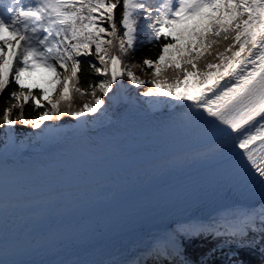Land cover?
Segmentation results:
<instances>
[{
  "label": "snow or ice",
  "instance_id": "1",
  "mask_svg": "<svg viewBox=\"0 0 264 264\" xmlns=\"http://www.w3.org/2000/svg\"><path fill=\"white\" fill-rule=\"evenodd\" d=\"M118 5H122L119 23L124 31L121 36L117 35V21L113 12ZM85 7L88 10L87 16L82 14ZM100 8L107 9L105 16L111 23L110 30L97 27L93 22L96 18L92 13ZM204 8H213L217 12L223 8L226 13V20L205 24L202 32L193 31L194 36L203 39V34L211 29L216 36H220L221 32H224L222 39L229 40V34L234 33L231 42L225 48L226 52L232 53V60L244 52L245 44H251V49L248 50L243 59L232 65L231 71L227 68L224 69V75L232 77L236 81L235 85H232L231 80L225 85L210 82L205 89L196 95L185 94L177 98L191 101L196 108H202L208 116L215 117L221 124L227 125L232 132L238 133L236 136L230 137L232 145L234 148L238 147L244 150L243 154L236 153V155L241 156V159L246 156L251 165L248 168L251 180L259 187L262 199H264V0H227V2H222V0H155V3L152 0H107V2L106 0H94V2L93 0H85L79 5L75 3V0H31L27 3L25 0H0V94H4L7 89L10 98L22 101L19 105L21 108V115L18 117L19 122L30 125L33 129H40L41 133L52 130L51 125H44L41 128L44 121L60 118V101L69 99L67 93L70 87L81 96L90 95L95 103L85 102L80 110H70L67 114L81 117L86 111L96 113L105 103L97 95V90L101 91L104 96H108L110 91L115 92L114 84H116V89L124 87L122 83H117L118 76L127 75L133 85L139 86L146 83V81L139 79L130 68L121 70L120 66L123 61L121 56L114 54L113 49H117L119 53L127 56L129 49L134 50V42L143 45L146 42L151 43L161 36L167 39L172 33L171 30L165 31V29H170L171 25L183 23L180 19L182 15L189 18H199L194 25L195 29L200 26L201 21L213 20L212 16L201 14V10ZM53 13L55 19H52ZM134 14L136 17L142 18L139 29L135 26L136 20L132 18ZM85 19L88 21L87 24L83 23ZM45 20L48 21L47 25H45ZM77 21L81 22L79 28ZM37 22H39V27ZM56 25L61 27L57 29ZM65 25L66 28L63 27ZM41 30L48 34L41 37L38 35ZM53 31L56 32L57 36L61 32H70V39L67 34L64 37L68 43L63 51H60L59 44L50 41L49 37L52 36ZM106 31L113 39H100V33ZM5 33H9L12 37H18L15 45L10 44ZM144 35H147V41L139 38ZM71 41H75V43ZM178 43L179 41L175 43L169 41L161 44L162 51L155 60L143 58L144 65L154 68L152 73L154 77L161 75V62H164L166 68H172L174 71L182 70L185 80L190 74H197L190 71L187 65L191 66V70L197 69L195 61L199 60L202 53L197 50L196 55L193 56L191 47H189L187 55H184L185 50L178 48ZM214 43H216L215 40L208 39L209 47ZM92 44H95L94 53L90 51ZM102 45H108V48L105 49ZM237 45H239L238 49ZM200 47L204 48L205 45L201 44ZM171 48H176L179 59H165V55ZM82 55H95L103 67L91 61L82 62L77 59ZM223 55L221 53L218 59L222 58ZM30 56L54 71L53 61H55L65 71L63 74V91L60 93L59 101L52 102L49 100L50 111L45 110L35 119L26 120L23 119L22 115L23 103L29 102V96H32V93L29 90L28 94L25 95L22 73L26 70L31 71L28 68ZM181 61L186 65L183 69H181ZM257 61H259L258 68L256 67ZM82 63H86L88 69L100 76H110V78L99 83L88 81L92 91H83L77 86L79 83L78 73L82 71ZM249 63L253 65L254 70L245 74L244 68ZM213 67H221V65L207 64V68ZM10 76L12 77L11 80L9 79ZM13 80L16 85L20 86L21 91L17 92L9 88ZM152 83L154 87L142 91L140 93L142 96L173 95L171 91L161 90L160 85L155 81ZM178 84L179 81H177V86ZM216 89H219V92H216ZM208 93H215V98L209 97ZM32 99L36 101L37 105L41 103L40 99L35 96H32ZM16 107V104H11L3 113V123L9 125V133L11 126L17 122L10 119V114ZM69 108H71L70 104ZM257 117L260 119L257 120ZM245 125L248 127L245 128ZM221 131L225 132V135H230L224 129ZM258 140L260 141L259 152L261 153L259 157L256 155V149L250 148V145H255ZM221 227H223L222 234L228 238L229 242L236 241L241 247L251 246L255 241L246 243L249 233H264V204H261L259 210L235 215L234 219L221 225ZM219 233L220 228L213 225L190 226L183 231V235L188 238L204 234L215 236ZM172 250L178 252V245L175 241H173ZM154 251L157 257L168 258L172 254L167 247H158ZM261 252L264 253V247L261 248Z\"/></svg>",
  "mask_w": 264,
  "mask_h": 264
},
{
  "label": "bare ground",
  "instance_id": "2",
  "mask_svg": "<svg viewBox=\"0 0 264 264\" xmlns=\"http://www.w3.org/2000/svg\"><path fill=\"white\" fill-rule=\"evenodd\" d=\"M249 49L251 44H245L244 52L229 65V71L233 64L247 55ZM258 66L259 61L256 64L257 68ZM253 70L251 63L244 68L245 74ZM230 80L235 85L236 81L224 75V72L208 75L203 79L189 78L174 100L166 102L161 97L137 99L135 87L124 83L122 76H118L117 83H122L124 87L116 89L114 84L115 92L108 97L109 113L104 119L86 124V116L83 115L74 117L67 124L47 123L45 125L52 126L50 132L41 133L40 129H36L29 140L17 141L8 130L6 139L0 143V190L9 187V184L19 187L0 194V251L11 249L12 245L23 239L62 227L76 226L87 219L104 215L185 173L215 165L217 160L227 161L229 156L241 150L232 145L230 137L238 133L231 129L226 131L230 135L223 133L200 147L137 162L139 164L131 163L111 171L110 174L64 184L51 183L47 187L35 184H48L39 178L44 171L68 162H77L78 158L104 151L128 152L139 147L145 149L149 144L164 142L170 138H185L184 136H188L184 134L185 131L196 126L207 128L210 124H215L218 127L215 117L208 116L191 101L177 97L185 94L196 95L210 82L225 85ZM208 96L214 99L215 93H208ZM261 204H264V199L259 198L252 203L214 210L186 223L184 221L179 226H200L202 222H214L213 220L225 224L239 213L258 210ZM218 218L220 219L217 220ZM175 225L147 231L140 239L131 241L116 252L79 264H118L120 261L129 263L130 261H126L129 257L136 259L131 264H137V261L142 264L144 255L155 253L154 250L158 247L173 248V241L179 246L180 240L170 235V230ZM39 238L40 236L36 237ZM139 244H143V252L137 246ZM17 248L21 249L14 251L23 249L22 246ZM150 250L153 252H147ZM168 250L172 254L177 252Z\"/></svg>",
  "mask_w": 264,
  "mask_h": 264
},
{
  "label": "trees",
  "instance_id": "3",
  "mask_svg": "<svg viewBox=\"0 0 264 264\" xmlns=\"http://www.w3.org/2000/svg\"><path fill=\"white\" fill-rule=\"evenodd\" d=\"M85 2V0H75V3L79 5L80 3ZM94 2V0H93ZM107 2V0H106ZM122 10V5H118L116 9L113 10L115 14V18L117 21V35L121 36V33L124 31L121 24L119 23L120 19V13ZM224 11V10H223ZM107 12L106 8H100L98 11L92 13V15L96 18L93 22L96 24L97 27H104L105 29L110 30L111 23L107 20L105 13ZM82 14L84 16L88 15V10L85 7L82 11ZM52 19H55V14H52ZM133 19L136 20V27L139 29V25L141 23L142 18L133 16ZM221 20H226V13L223 12L222 16L220 17ZM219 21V22H220ZM84 24H87L88 21L85 19L83 21ZM215 23H218L217 21ZM48 24V21L45 20V25ZM205 25V21H201L200 26L196 27L194 30L197 32H202V29ZM57 29H59L61 26L56 25ZM63 27H67L66 25ZM77 27H81V22L77 21ZM171 30L172 35H170L167 39H165L163 36H161L159 39L153 40L151 43H145L143 45L137 44L134 42V50H130V59L131 64L133 66L134 72L136 73L137 77L146 81V84L148 86H151L149 81H151V78L161 80L159 81L160 85H165L167 87H170L173 85V87H181L184 84V75L182 71L179 69L177 70H169L165 67L164 62H161V75L158 77H154L152 75L154 68H150L147 65L143 64V58H149L152 60H155L159 53L162 51L160 45L164 43H168L169 41L175 43L176 41H179L177 44L178 48L183 47L184 45L188 44L185 43L187 40H193L198 41L196 44H189L185 50L187 52V49L189 47H195L197 46V49L202 53L204 56L201 60L197 63V69L196 73L199 75L202 73L203 75H206L210 72H213L216 67H213L211 69L206 68V65L210 62V60L214 57L217 59L214 62H218V57L221 53H224V55H227V60L232 57V53L226 52L225 48L226 46L231 42L232 37L234 36V33H230V39L229 40H223L222 37L225 34L224 32H221L220 36H216L215 32L211 29L208 30L207 33L203 34V39H199L196 36H194L192 33H187V30L179 28L178 25L174 24L170 26V29L166 28L165 31ZM46 34H48L46 32ZM69 36L70 39V32L65 33L61 32L59 36L56 35V32L53 31L52 36L49 37L50 41H52L55 44H59L60 51H63V49L67 46V41L64 40L65 35ZM122 38V37H121ZM141 39H144L147 41L148 37L147 35H144L143 37H139ZM211 38L216 41V43L212 44L210 47L208 46V39ZM100 39L101 40H111L113 37H111L108 32L100 33ZM72 43H75V41H71ZM118 44V41H116ZM205 45L204 48H201L200 45ZM103 48L107 49L108 45H102ZM127 47V46H126ZM237 49L239 48V45L236 46ZM171 50V49H169ZM90 51L93 53L95 52V44H92L90 46ZM114 54H117L121 56V59L123 62L127 61V56H125L122 53H119L117 49L112 50ZM169 52V51H168ZM210 52V53H209ZM102 54V53H101ZM168 53L165 55L166 60H172L171 58H168ZM195 56V55H193ZM82 62L85 61H91L94 62L96 65H98L99 60L95 55L90 56H80L77 57ZM98 62V63H97ZM70 63V61H69ZM216 64H219L221 66L227 64V62H222L220 64V61ZM23 67V65H20ZM186 65L183 66V68ZM190 66V65H187ZM103 67V65H102ZM82 71L78 73L79 77V83L77 84L78 87H80L83 91L91 92L92 89L89 87L88 81H93L96 83H99L101 81V77L98 73L90 70L87 68L86 63H82L81 65ZM182 68V69H183ZM27 71V70H26ZM25 71V72H26ZM193 71V70H190ZM201 75V76H203ZM9 79L11 80L12 77L10 76ZM177 81H179V84L177 86ZM9 88H11L14 91H21V88L19 85H16L13 82L9 85ZM29 90L32 93V96L37 97L40 99L41 103L37 105L36 101L32 99V96H29V102L23 103V119L26 120H32L35 119L41 112L45 111L46 108L43 107L45 97L47 96V92L40 89V88H29L24 87L23 91L25 95L28 94ZM99 90H97V95H99ZM93 98L90 95L87 96H81L79 93H76L71 87H70V95L69 99H65L63 101H60V120L61 122H71L72 116L68 115L67 113L71 111H77L80 110L85 102H92ZM20 103L22 101H17L15 99L10 98V96L7 93V89L5 90L4 94H0V125H3V127H0V132L4 129L5 125L3 123V113L4 110L9 107L11 104H16L17 107L12 110V113L10 114V119L17 121L14 125L16 126L17 130H20L21 132H31L35 129H33L30 125L22 124L19 122L18 117L21 115V108ZM69 104L71 105V108H69ZM183 240V252L182 257L184 262L187 260L192 261L193 264H264V253L261 252V248L264 247V233H249L248 237L246 238V243L248 241H255L251 246H238V243L236 241H228V238L224 237H211L209 235L208 237H192L188 238L186 236L182 237ZM233 253L236 254L235 257L232 259H229V255ZM189 261V262H190ZM228 262V263H226ZM167 264H171L168 261H166ZM191 264V263H190Z\"/></svg>",
  "mask_w": 264,
  "mask_h": 264
},
{
  "label": "rangeland",
  "instance_id": "4",
  "mask_svg": "<svg viewBox=\"0 0 264 264\" xmlns=\"http://www.w3.org/2000/svg\"><path fill=\"white\" fill-rule=\"evenodd\" d=\"M152 2L155 3L154 0H152ZM222 2H227V0H222ZM223 10L224 9L221 8V10L219 12H217L213 8H204V9H202L201 10V14H203L205 16H212L213 17V20H211V21L204 20L205 21V24L215 23L216 21L219 22L220 21V17L222 16V14L224 12ZM249 11H251V9H249ZM245 15H247V13H245ZM180 19L183 21V23L176 24V25H178L179 28L181 27V29H183V30H187V33H191L194 30V25L196 24V20L199 19V18L198 17H196V18H189L187 16H183L182 15L180 17ZM37 26L39 27V22H37ZM38 35H40L42 37V36L46 35V32H44L43 30H41V32ZM5 36L9 40L10 44H12V45H15L16 44V42L18 40V37H12L9 33H5ZM198 41L199 40H197V39H196V41H193L192 39L191 40H187L185 43H188V44H186L183 47H181V49H186L189 44L190 45L191 44H196L197 45ZM126 46L127 45H125V47ZM5 47L7 48V46H5ZM130 50L131 49L128 50L127 61L123 62L120 67H121V70H127V69L130 68L131 71L136 75V73L134 72L133 66L131 64V59H130V53L131 52H130ZM197 50H198L197 49V46L192 47V49H191L192 54L193 55H196ZM17 51H19V50L17 49ZM183 54L184 55H187V52H185ZM167 56H168V58H171L172 60L173 59H179V56L177 55L176 48H171V50H169ZM203 57L204 56L201 55L200 58H199V60H196V62L198 63L199 61L203 60L202 59ZM226 57H227V55H223V57L220 58L219 61H220V64H222V62H227V64H225V65H223L221 67H216L213 72H210V73H208L206 75H203V76L199 75L198 73L196 75L190 74L188 76L187 80L189 78H193V79H203L204 77H206L208 75H217V74H219L221 72H224V69L225 68L228 69L229 65H231L232 62L234 61L231 58L230 59H227V60H222L224 58L226 59ZM9 58L11 59V56H9ZM216 59H217L216 57L212 58L209 63H213V64L218 63L219 61L218 62H214ZM29 60H30V63L28 65V68L31 69V71H28L27 70L26 72H23L22 73V80L24 82V85H25V87H29V88H40V89L46 91L47 92V96L45 97L43 107H45L46 110H49L50 111L51 105L48 103V101L49 100H51L52 102L59 101V99H60V93L63 91V87H62L63 81H64V75L63 74H64V71L65 70L63 68H60L59 64L56 63L55 61H53L54 68H55V71H54L52 68L45 67L38 60H35L31 56L29 57ZM98 66L102 67V65H100V63H98ZM183 66H184V63H183V61H181V69L183 68ZM187 67L191 70V66H187ZM110 68H111V66H110ZM206 68H207V65H206ZM168 69L169 70H173L172 68H168ZM180 71H182V70H180ZM193 71H196V69L193 70ZM182 73H183V71H182ZM100 77H101V81L100 82H102V81L110 78V76L109 77H102V76H100ZM122 80H123L124 83H128L131 86H134L135 87V89H136V96L135 97L137 99L140 100V99H143V98L148 99V98L161 97L166 102L173 101L174 98H175V95L177 94V92L179 90H182L183 87H185V85L187 83V80H185L184 81V84L181 87L178 88V87H173V85H171V87H167L165 85L164 86L163 85H160L159 81H161V80L154 79V78H151V81H149V83H150L151 86H148V84H146V83L141 84L139 86L133 85L130 82V80L128 79L127 75H123L122 76ZM153 81H155L156 83H158L160 85L161 90H163L165 92L171 91L173 93V95L172 96H168V95H164V96L156 95V96H151V97L142 96L140 94L142 91H145V90H148L149 88H153L154 87V84L152 83ZM113 89L115 90V86L114 85H113ZM113 93L114 92H111L110 91L109 94H108V96H104L101 91L99 92V95H98L99 98L102 99L105 103L101 105L100 109H98V111L96 113H91V112H87V111L84 113V115L86 116V121H87L86 124H90V123H93L97 119H104V118L107 117V115L109 113V106H110V103L108 101V97H110V95H112ZM69 95H70V88H69V92L67 93V96L68 97H69ZM91 103L94 104L95 101L93 100ZM59 120L58 119L46 120V121H44V124L41 125V127L44 126L47 123H51L53 125L54 124L57 125V124H67V123H71L74 120V116H72L71 122H61ZM8 130H9V125L6 124L5 127H4V129L2 130V132H0V143L3 142L6 139V133H8ZM33 131H31V132H24V131H22L21 132L20 130H17L16 129V126L15 125H12L11 126V132L10 133H12L14 135V137L16 138L17 141H20V140H23V139H26V140L31 139L32 134H33ZM137 164H139V163H137ZM110 173H112V172H110ZM110 173H106V174H110ZM1 197H2V195H0V199H1ZM183 231H184L183 226L182 227L181 226H176V227H174V228H172L170 230V235L172 234L174 236V238L178 239L179 236L181 234H183ZM137 239H140V238H137ZM141 245H143V244H141ZM141 245L139 244L137 246L139 247V249H141V251L142 250L144 251V249H143L144 247H142ZM178 247L180 249L182 247V244L180 243ZM114 252H116V251H114ZM133 260H135V259H133V257L132 258L129 257L126 261H128V262L130 261L131 262ZM118 264H125V262L124 261L123 262L120 261Z\"/></svg>",
  "mask_w": 264,
  "mask_h": 264
},
{
  "label": "water",
  "instance_id": "5",
  "mask_svg": "<svg viewBox=\"0 0 264 264\" xmlns=\"http://www.w3.org/2000/svg\"><path fill=\"white\" fill-rule=\"evenodd\" d=\"M62 228L64 229V228H66V227H62ZM62 228H61V229H62ZM57 230H60V229H57ZM49 232H50V231H47L46 233H43V234H41V235H37V236H35V237H39V236H40V237H43V236H46V235H48V234H53V233H49Z\"/></svg>",
  "mask_w": 264,
  "mask_h": 264
}]
</instances>
